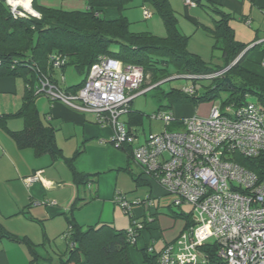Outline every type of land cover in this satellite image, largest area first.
Returning a JSON list of instances; mask_svg holds the SVG:
<instances>
[{
	"label": "trees",
	"instance_id": "16d2710c",
	"mask_svg": "<svg viewBox=\"0 0 264 264\" xmlns=\"http://www.w3.org/2000/svg\"><path fill=\"white\" fill-rule=\"evenodd\" d=\"M127 1L85 0V9L66 10L40 5L36 0H32L33 9L39 14L37 17L28 13L23 16L14 15L6 1L0 0V76L20 77L25 82L22 103L14 114L22 118L23 127L17 131L8 129V132L18 147H31L35 154L48 153L53 159L63 158L78 187H85L93 180L91 176L100 172L83 173L74 168L73 161L82 152L81 148H77L70 157L63 156L61 148L55 142V129L42 122L35 105L40 94L34 93V90L40 78H48L63 90L76 91L83 84L91 63L98 56L107 55L124 64L140 66L144 74L140 88H146L165 78L168 67L173 68L172 73L177 72L182 77L188 78L185 75H190L194 92L189 94L182 89L164 92L168 102L165 106L185 100L196 105L198 102L209 101L218 92L224 91L227 94V98L222 101L224 104L231 102L241 105L249 95L264 107V72L249 70L243 64L256 45H263V52L264 43H256L247 48L246 44L235 40L234 31L228 24L231 17L229 13L215 5H209L210 9L219 15V18L214 20V26L209 27L214 39L212 46L221 52V62L213 63L205 62L198 54L187 49V36L178 29L176 15L169 0H142V4L150 3L160 15L166 29L164 37L155 36L148 31H130L129 21L122 14ZM111 7L117 9L119 16L108 19L102 11ZM52 56L65 57L67 61L60 67L72 64L78 73L82 74L81 81L60 86L55 77L57 67H53ZM222 69L224 72L221 75L207 77V74ZM146 76L151 79L147 85L144 83ZM198 79H209V83L203 85L204 90L199 94L195 86ZM157 86L159 85L154 88ZM161 109L159 107L155 112ZM127 115L128 127L141 125L145 116L144 112L132 108L131 103ZM6 119V116H0V127L7 129ZM116 148L124 150L132 158L129 145L120 144ZM235 159L257 174L264 173V153L251 159L237 155ZM139 177H134L137 184L140 183ZM95 195L94 192L90 199ZM124 197L126 198L125 195ZM147 197H136L135 200L143 202ZM82 199L85 198L76 196L66 214L68 227L63 237L67 239V251L64 258L60 256L56 262H52L50 257H41L40 263L34 253V246L26 236L9 234L3 230L0 234L28 246L32 255L28 264H133L128 249L130 245L134 246L135 242H130L127 228H116L106 222L85 228L77 224L72 212ZM172 211L177 216L189 218L188 214ZM155 213L151 212V215L155 216ZM154 221L155 217L148 223ZM192 224L193 221L190 222V225ZM134 229L137 239L141 229ZM217 249V243L213 240L199 245L198 252L205 260L197 264H226L219 257ZM160 250H149V246L145 245L140 250L142 263L159 264Z\"/></svg>",
	"mask_w": 264,
	"mask_h": 264
},
{
	"label": "built area",
	"instance_id": "2783aa9c",
	"mask_svg": "<svg viewBox=\"0 0 264 264\" xmlns=\"http://www.w3.org/2000/svg\"><path fill=\"white\" fill-rule=\"evenodd\" d=\"M5 1L14 15L30 14L24 7L17 9L10 0ZM182 2L187 7L197 4L195 0ZM261 42L264 39L252 45ZM51 60L57 68L67 61L61 56H52ZM260 66L264 72V50ZM223 72L224 69L215 71L207 77ZM143 79L140 66L100 55L76 91L63 90L48 78H40L34 93H44L50 101L60 100L79 111L93 113L97 123L112 127L110 143L115 147L129 145L132 159L142 172L166 193L175 195L173 205L192 206L193 226L178 240L183 242V251L167 243L159 252V264L203 263L204 256L191 249L198 252V246L208 240L217 243V253L226 264H264V173L257 174L235 159L237 155L251 159L264 153V107L247 95L241 105H211L205 116L176 118L158 110L152 116L162 121V128L145 134L140 142L137 130L126 126L121 116L127 114L137 94L154 86L140 88ZM182 90L190 94L194 87ZM172 123L177 124L176 129L168 130L166 126ZM37 179L39 174L35 173L25 181ZM114 201L129 214L137 203L154 206L149 196L143 202H130L119 194ZM134 228L142 227L134 222L126 229L131 243L136 241Z\"/></svg>",
	"mask_w": 264,
	"mask_h": 264
},
{
	"label": "crops",
	"instance_id": "0c3cea01",
	"mask_svg": "<svg viewBox=\"0 0 264 264\" xmlns=\"http://www.w3.org/2000/svg\"><path fill=\"white\" fill-rule=\"evenodd\" d=\"M50 1L41 0L40 4L36 0L38 4L44 6H50ZM59 1L61 5L66 4V7H68L66 10L85 9L87 7L85 0ZM169 1L173 10L175 7H179L178 0H172L175 3L174 6L171 0ZM195 1L197 4L194 7L184 5L185 15H187L192 23L198 25L204 24L201 22L203 18L198 9L207 12L212 17L214 23V20L219 18V15L213 12L209 5H215L230 14L231 17L228 24L234 31L235 40L246 44L247 48H249L256 41L264 39V34L258 37L257 31L251 27V16L255 5H257V9L264 15V0ZM174 12L176 11L174 10ZM102 13L108 19L119 16L117 9L112 7L103 9ZM122 14L124 13L122 12ZM257 46L260 47V50L256 58H252L250 52L243 64L247 69L255 71L253 65L249 63V61H252L250 59H253L252 62H255L260 69L255 72L261 73L262 69L259 61L262 56L261 49L263 45ZM24 88L25 82L24 80L21 81L19 77L0 76V116L7 117V129L0 127V232L3 230L9 234L21 237L26 236L34 246V253L37 254L36 257L40 263L41 257H50L52 262H56L57 260L53 259L52 254L46 251L43 253L39 249L41 245H45L51 240V234L52 236L57 235L63 242L60 247H56L57 255L58 258L60 256L64 258V253L67 251L68 246L67 239L63 237V233L68 227L66 214L76 196L85 198L76 204L77 206L72 212L77 224L83 228L101 222L110 223L115 226L117 219L116 211L108 204L110 202H112V205L113 203L115 204V196L122 194L119 191H115L119 184L120 173L128 172L133 179L140 176L139 184L151 185L150 189L147 190V195H151L152 198L157 197L158 199L162 188L147 175L142 174L141 168L137 171V175L134 174L130 161L132 160L134 164L137 163L124 150L118 149L110 143V137L113 132L111 126L97 123L94 114L79 111L60 100L50 101L47 98L46 101H42L38 98L35 105L39 117L43 123L51 125L55 129V142L61 148L63 156L70 157L77 148H81L82 152L73 161L74 168L83 173L100 172L97 175L91 176L93 180L88 183L90 187L95 184V197L90 199L91 196L81 195L80 189L82 186L78 187L74 183L71 171L63 158L53 159L48 153L35 154L31 147H18L8 132V129L17 131L23 127L22 118L14 116V114L22 103ZM187 113L176 118L199 114L197 107H194L192 113ZM121 120L128 126L127 114L122 115ZM138 126L129 125V127L136 130ZM150 131L153 130L150 129ZM35 173L39 174V179L27 183L25 178ZM35 201L39 202L36 203ZM49 201L54 203H49ZM158 207L159 204L157 203L152 208L148 209L146 207V209L150 214L151 212H156L153 217L157 219L159 213ZM144 210L140 205L132 208V212L139 218L145 217L147 212ZM36 222L39 225L42 224V237L39 229L35 230L33 228L31 230L30 228L28 230L25 228V225H30L31 227ZM159 222L158 218L150 223L149 229L153 230L152 234L150 231L141 230V234L137 237L133 246L136 251L140 253V250L145 245L153 248L152 242L157 237H153V232L161 228ZM167 243L166 241L164 245ZM62 246L64 247L63 249L61 248ZM53 250L55 248L52 249V252ZM134 254L137 256V253ZM139 255L141 264H143L141 253ZM31 257V252L25 243L15 242L0 234V264H28Z\"/></svg>",
	"mask_w": 264,
	"mask_h": 264
},
{
	"label": "rangeland",
	"instance_id": "374dc122",
	"mask_svg": "<svg viewBox=\"0 0 264 264\" xmlns=\"http://www.w3.org/2000/svg\"><path fill=\"white\" fill-rule=\"evenodd\" d=\"M40 3L41 0H38ZM50 7H60L63 9H68L66 7V4L61 5L59 0H51L50 1ZM171 3L174 6V1L171 0ZM41 4V3H40ZM179 7H175V15L177 19V26L178 29L181 30L186 36H187V49L190 52H193L195 54H198L205 62H213V63H220V50L213 48V42L214 39L212 37V32L209 29V27H213V19L212 17L207 14V12L198 9L200 12L201 17L203 18L201 20L204 24H196L192 23L187 15H185V8L183 2L181 0H178ZM33 8V7H32ZM200 8V7H199ZM35 10V9H34ZM148 10V15L146 14V11ZM36 11V10H35ZM124 15H127V19L129 21V30L130 31H148L151 32L153 35L158 37H164L166 35V29L164 26V23L160 17V15L156 12L155 8L150 3H143L142 0H128L125 4V8L122 10ZM35 12H32V14ZM37 13V11H36ZM38 17V16H37ZM209 26V27H207ZM251 27L253 30H256L258 33V37L263 36L264 34V15L257 9V5L254 7V11L251 16ZM260 47L255 46L253 50L251 51L252 58H256L257 54L259 53ZM219 58V59H218ZM218 59V60H217ZM253 61V59H250ZM249 61L251 65H253V69L255 71H259L260 69L255 64V62ZM168 71L166 74V77L162 80L157 81L155 84L159 85L156 88H150L146 90L144 93L137 94L132 102L131 106L132 108L138 109L142 112H144L145 116L143 118V122L141 125L138 126L137 132H138V141H142L144 139V135L148 134L150 132V129L153 131L160 130L162 128V121L158 118H154L152 115H154L157 108L161 107V110H164L166 112L171 113L172 116L177 117L181 116L182 114H188L187 112H193L194 107H197V111L199 115L205 116L208 115L209 109L211 105H220L222 101H224L227 98V94L224 91L218 92L215 96H213L209 101H202L198 102L196 105L192 104L189 101L184 102H176L172 104L171 106H165V104H168L166 97L164 96V92L170 91L172 89H176L180 91L182 88L190 86L192 83V79L182 77L181 75L177 74V72L173 71L172 67H168ZM55 77L58 80V83L60 86H68L72 84H76L81 81L82 74L78 73L76 68L72 64H67L63 68L58 67L55 70ZM20 78V77H19ZM21 81H23V78H20ZM151 82V79L149 76H146L145 78V85ZM209 79H198L195 81V86L197 89V93H201V91L204 90V84H208ZM143 90V89H142ZM41 99L42 101L47 99V96L44 93H41L37 99ZM164 106V107H163ZM90 114H93L89 112ZM42 115V114H41ZM177 124L172 123L170 125H167L166 128L168 130H175ZM130 166L132 168V171L135 175H137V171L140 170V167L138 164H134V162L130 161ZM118 186L115 191H119L120 193L124 194L126 198L129 201H134L135 197H147V193L150 189L149 184H137L133 178L130 177L128 172L120 173L119 179H118ZM11 187V186H10ZM95 189V184L90 187L88 184L85 187H81L80 194L85 195L87 197L92 196ZM161 195L158 197L152 198L150 195L149 197L152 198V201L154 204H159L158 207V218L160 220L159 226L161 228H158L155 232H153V237L155 240H153V248L155 251H159L162 246L164 247V243L167 241L168 244L177 246L178 251H183V242L180 243L178 240L182 239L181 236L183 234H188L190 232V228L193 226L190 225V222L193 221V218L195 216V213H192V206L188 203H182L180 207H176L173 205V200L175 199V195L166 193L165 191L160 190ZM130 198V199H129ZM72 201V199H71ZM70 201V203H71ZM136 201V200H135ZM171 204V205H170ZM110 207L114 208L116 211V222L115 227L116 228H130L132 223L136 222L139 223V226H141V230H146L147 232L150 231L152 234V229L148 230V227L151 225L148 223L151 219H153L154 215H151L150 212L146 209L145 205H142L141 203L134 204V206H142L143 210L146 213L145 217L143 216L141 218L137 217L136 214L127 213L125 212L121 205L118 203L110 202ZM132 207V208H133ZM172 210H177L180 213L188 214L189 218L186 219L185 217L177 216ZM132 215V217H131ZM157 218V219H158ZM155 217V220H157ZM36 222L35 224H32L30 227L25 225L26 229L31 230L34 228L35 230H40L41 237L43 233V227L42 224L39 225V223ZM137 226V225H136ZM51 234V233H50ZM39 235V234H38ZM174 238V239H173ZM48 241V239H46ZM50 242V243H49ZM48 243L45 245L40 246L41 252H49V254H52V257L54 260H58V253L56 250L57 246L62 245L61 238L59 236H52L51 234V240H49ZM55 248V250L52 249ZM64 248L63 246L61 247ZM130 250V256L133 264H141L140 260V253L134 249L133 246H129ZM193 253L199 254L196 249H191ZM137 253V256L134 254ZM46 261V260H45Z\"/></svg>",
	"mask_w": 264,
	"mask_h": 264
},
{
	"label": "bare ground",
	"instance_id": "6f19581e",
	"mask_svg": "<svg viewBox=\"0 0 264 264\" xmlns=\"http://www.w3.org/2000/svg\"><path fill=\"white\" fill-rule=\"evenodd\" d=\"M11 3H14L17 6H22L28 11L32 12V8L30 6V0H10Z\"/></svg>",
	"mask_w": 264,
	"mask_h": 264
},
{
	"label": "water",
	"instance_id": "95a60500",
	"mask_svg": "<svg viewBox=\"0 0 264 264\" xmlns=\"http://www.w3.org/2000/svg\"><path fill=\"white\" fill-rule=\"evenodd\" d=\"M17 9H21V8L19 6H17ZM32 12H35L36 13V11L33 8H32ZM29 13L32 14L31 12H29ZM154 86H155V84H154Z\"/></svg>",
	"mask_w": 264,
	"mask_h": 264
},
{
	"label": "clouds",
	"instance_id": "9594fccd",
	"mask_svg": "<svg viewBox=\"0 0 264 264\" xmlns=\"http://www.w3.org/2000/svg\"><path fill=\"white\" fill-rule=\"evenodd\" d=\"M31 2H32V0H31ZM31 8H32V4H31ZM38 13V12H37Z\"/></svg>",
	"mask_w": 264,
	"mask_h": 264
}]
</instances>
